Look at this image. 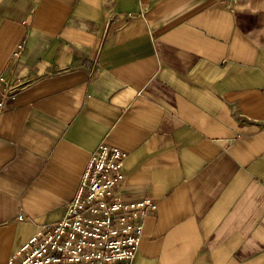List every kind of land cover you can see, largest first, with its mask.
<instances>
[{
    "label": "crops",
    "instance_id": "crops-1",
    "mask_svg": "<svg viewBox=\"0 0 264 264\" xmlns=\"http://www.w3.org/2000/svg\"><path fill=\"white\" fill-rule=\"evenodd\" d=\"M0 79V264L102 144L131 264H264V0H0Z\"/></svg>",
    "mask_w": 264,
    "mask_h": 264
},
{
    "label": "built area",
    "instance_id": "built-area-1",
    "mask_svg": "<svg viewBox=\"0 0 264 264\" xmlns=\"http://www.w3.org/2000/svg\"><path fill=\"white\" fill-rule=\"evenodd\" d=\"M125 157L116 148L98 146L62 218L40 228L7 264H131L144 218L156 208L147 199L126 203L117 195Z\"/></svg>",
    "mask_w": 264,
    "mask_h": 264
}]
</instances>
